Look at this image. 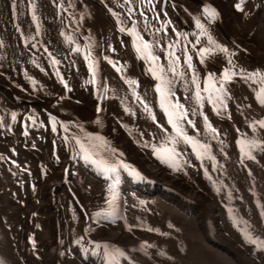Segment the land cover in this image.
<instances>
[{
	"label": "rangeland",
	"instance_id": "rangeland-1",
	"mask_svg": "<svg viewBox=\"0 0 264 264\" xmlns=\"http://www.w3.org/2000/svg\"><path fill=\"white\" fill-rule=\"evenodd\" d=\"M207 1L223 17L215 18V29L220 35L215 39L208 35L205 42L196 40V48L184 37L183 43L194 51L187 68H179L181 54L176 49L167 51L161 58L163 65L151 50L145 54L148 62L136 51L139 65L123 64L147 104H152L154 98L151 85L144 82L146 79L159 81L160 90L167 93L164 104L170 105L176 116L175 123L162 121L163 106L158 103L160 126L153 118H147L141 108L135 107L137 120L127 110L121 117L123 123H119L117 115L111 117V110L103 109V101L98 102V111L94 109L97 101L92 103L94 111L91 110L104 114L108 122L103 118L106 123L86 129L92 133L88 135L96 136L94 138L104 145V148H85L90 156L102 164L115 165L127 159L120 153L123 148L129 154L134 152L130 160L148 171L130 175L154 179L157 192H127L125 189L131 190L130 177L121 180L120 173L105 171V176L115 175L114 182L121 184L122 192L115 194L113 186L106 185L108 182L103 177L101 180L89 169L91 176L86 178V183L91 193L85 194V201L91 202L82 203L84 213L80 212L79 219L83 221L89 216L96 226L104 223L99 235L95 237L91 233L95 239L105 238L136 248L148 243L151 248L147 255L134 254L142 261L149 258L154 264H264V246L261 245L264 241V0L260 4L263 9L255 15L252 8L240 11L239 3L234 0ZM249 1L252 6L257 2ZM191 37L195 41L194 33ZM218 40H222V53L216 57L208 46ZM141 48L138 49L141 51ZM98 66L103 77L98 82L105 86L103 67L100 63ZM135 66L141 70L139 76ZM225 72L229 79H224ZM109 73L110 85L120 97L119 86L125 81ZM194 91L198 93L196 99ZM134 102V99L126 101L128 109L133 108ZM116 129L119 137L114 135ZM176 130H188L194 137L187 143ZM143 133L146 140H140ZM91 138L88 136L86 141ZM172 138L174 143H171ZM55 159H58L55 164L44 159L52 173L39 183L42 192L37 193L40 202L34 213L41 217L37 232L44 264L50 262L49 254L54 246L49 240L58 236L55 232L58 203L53 208L45 206L52 192L58 194L59 187L71 184V181L66 182L67 167L69 174H72L70 168L74 170L68 156L57 155ZM71 189L74 191L75 187ZM3 200L16 204L8 194ZM96 206L102 211L93 218ZM107 210L112 214L105 216ZM29 244L32 247L33 242ZM69 245L72 252L79 253L77 245ZM19 247V256L11 264H34L36 261L31 260L30 252L22 245ZM83 254L86 255L81 256L83 264H88L87 259L100 257L90 249ZM53 257L57 259L56 249Z\"/></svg>",
	"mask_w": 264,
	"mask_h": 264
},
{
	"label": "trees",
	"instance_id": "trees-1",
	"mask_svg": "<svg viewBox=\"0 0 264 264\" xmlns=\"http://www.w3.org/2000/svg\"><path fill=\"white\" fill-rule=\"evenodd\" d=\"M204 7L202 0H0V152L10 156L6 144L11 141L19 160L34 162V154L23 148L24 131L32 132L49 154L55 143L64 144L57 121L47 112L62 92L47 51L77 100H90V62L99 44L116 61H128L129 36L137 28L162 54L166 17L180 23L178 11H192L198 29L196 16ZM8 169L16 170H1Z\"/></svg>",
	"mask_w": 264,
	"mask_h": 264
},
{
	"label": "snow or ice",
	"instance_id": "snow-or-ice-1",
	"mask_svg": "<svg viewBox=\"0 0 264 264\" xmlns=\"http://www.w3.org/2000/svg\"><path fill=\"white\" fill-rule=\"evenodd\" d=\"M237 7L239 8L240 5L238 4ZM204 11H205V13H206L207 15H209V16L212 17V18H215V17H217V16L219 15V14L216 12L215 9L205 8ZM229 78H230V77H229L228 73L225 72L224 79H229ZM262 102H264V100H262ZM262 123H264V122H262ZM261 245L264 246V241L261 242Z\"/></svg>",
	"mask_w": 264,
	"mask_h": 264
}]
</instances>
